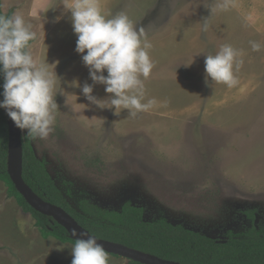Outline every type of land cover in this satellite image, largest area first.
Wrapping results in <instances>:
<instances>
[{"label":"rangeland","instance_id":"obj_1","mask_svg":"<svg viewBox=\"0 0 264 264\" xmlns=\"http://www.w3.org/2000/svg\"><path fill=\"white\" fill-rule=\"evenodd\" d=\"M74 2L2 0L4 13L17 7L35 24L28 51L58 75L53 131L31 144L64 194L109 209L130 200L147 220L164 216L219 241L248 224L243 210L256 209L264 229V24L247 22L228 0H96L108 18L128 15L152 45L154 67L141 79L143 102L156 104L131 116L82 93L92 80L64 7ZM225 44L241 52L238 84L206 86L205 54ZM92 95L107 104L110 94L96 84ZM74 244L44 237L0 180V264H71ZM107 256L108 264H130Z\"/></svg>","mask_w":264,"mask_h":264},{"label":"clouds","instance_id":"obj_2","mask_svg":"<svg viewBox=\"0 0 264 264\" xmlns=\"http://www.w3.org/2000/svg\"><path fill=\"white\" fill-rule=\"evenodd\" d=\"M64 7L71 12L73 32L77 36L75 51L81 54L92 80V84L85 83L82 87L87 100L101 108L114 107L116 114L127 109L131 116L152 108L156 104L154 98L143 102L145 90L141 77L146 80L154 67L148 51L152 45L144 29L134 27L124 13L108 18L96 0H75ZM221 7L226 8L227 4ZM207 28L205 23L204 30ZM35 39L36 33L22 16H0V76L3 77L0 108L33 140L45 139L53 131L58 107L57 93L54 95L57 73L50 71L46 63L34 60L27 50ZM250 43L253 51H260V43ZM240 56L239 50L227 44L215 55L205 54L206 86L211 87V81L235 87L238 79L234 66L238 70L242 65ZM96 84L104 85L105 92L110 94L107 104L92 95ZM73 235H77L75 229ZM71 254V264H108L105 249L90 235L87 239L78 238Z\"/></svg>","mask_w":264,"mask_h":264},{"label":"trees","instance_id":"obj_3","mask_svg":"<svg viewBox=\"0 0 264 264\" xmlns=\"http://www.w3.org/2000/svg\"><path fill=\"white\" fill-rule=\"evenodd\" d=\"M0 16H12L11 12H3L2 0ZM2 84L3 77L0 76V92L3 91ZM8 146L7 114L0 108V180L23 211L34 217L35 225L44 237L54 236L62 242L76 243L65 226L34 209L18 192L8 173ZM23 147V177L27 184L44 200L63 207L100 238L183 264H264V229L256 224V209L243 210L249 217L248 224L238 230H229L228 237L219 241L183 224H174L164 216L147 220L144 208L130 200L119 209H109L88 198L70 199L47 170L46 161L36 155L30 137L23 136ZM129 262L141 264L133 260Z\"/></svg>","mask_w":264,"mask_h":264},{"label":"water","instance_id":"obj_4","mask_svg":"<svg viewBox=\"0 0 264 264\" xmlns=\"http://www.w3.org/2000/svg\"><path fill=\"white\" fill-rule=\"evenodd\" d=\"M7 124L9 130L8 173L18 192L24 197L30 206L42 214L53 217L58 223L65 226L69 231L71 238L74 240H77L78 238L87 239L88 235L95 237L97 239V243L102 245L105 251L109 254L118 255L141 264H183L179 261L165 259L155 254L129 247L120 242L100 238L83 227L63 207L48 202L40 197L27 184L23 177V132L15 126L14 122L8 116ZM73 229L76 230V236L73 235ZM81 233H85L87 235L81 236Z\"/></svg>","mask_w":264,"mask_h":264},{"label":"crops","instance_id":"obj_5","mask_svg":"<svg viewBox=\"0 0 264 264\" xmlns=\"http://www.w3.org/2000/svg\"><path fill=\"white\" fill-rule=\"evenodd\" d=\"M229 5L236 9L240 15L244 17V19L253 24H264V0H228ZM18 8L15 7L12 16L17 14ZM8 13V12H7ZM29 18H32L34 13L28 12ZM26 25H35L32 22H28V19H25Z\"/></svg>","mask_w":264,"mask_h":264}]
</instances>
